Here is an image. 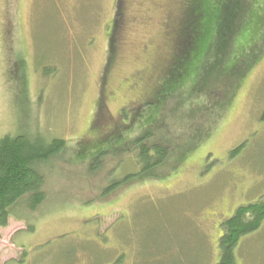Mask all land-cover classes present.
I'll return each instance as SVG.
<instances>
[{
    "label": "rangeland",
    "instance_id": "rangeland-1",
    "mask_svg": "<svg viewBox=\"0 0 264 264\" xmlns=\"http://www.w3.org/2000/svg\"><path fill=\"white\" fill-rule=\"evenodd\" d=\"M118 1L0 0V139L29 134L67 142L38 168L43 203L31 210L24 199L13 209L0 264H218L223 218L264 200V32L226 60L240 75L224 74L226 38L195 86L187 82L175 99L163 97L147 131L171 154L150 176L140 177L130 143L119 152L120 144L104 145L94 162L97 150L83 140L96 122ZM122 3L123 21L136 24L126 44L148 50L123 54V37L118 74L112 71L104 95L111 114L117 104L110 86L131 74L156 76L152 54L172 52L181 14L180 0ZM123 134L125 141L131 136ZM235 255L237 264H264V223Z\"/></svg>",
    "mask_w": 264,
    "mask_h": 264
},
{
    "label": "trees",
    "instance_id": "trees-1",
    "mask_svg": "<svg viewBox=\"0 0 264 264\" xmlns=\"http://www.w3.org/2000/svg\"><path fill=\"white\" fill-rule=\"evenodd\" d=\"M124 1L126 0L118 1V9L112 23L113 27H111L109 55L103 76L106 85L103 82V85L100 86L96 122L91 126L89 136L83 142L89 149L97 150L95 155L97 158L94 162H98L100 157H104L105 153L101 151L104 145L120 144L115 150V152H119L120 148L130 143L133 147L132 150L136 153L137 164L142 167L140 177L147 178L149 172L152 173L166 163L171 154V148L161 141L153 143L155 134L152 131H147V126L141 127L142 129L137 134L138 138L133 139V135L138 129L135 126L140 125L142 121H156L155 118L159 116L157 111H162L160 106L165 102L163 97L166 100H173L177 97L178 92L183 90L187 82L197 83V79L202 76L206 68L213 65L208 63V59L219 60L217 52L222 49L217 47V44H221L226 38L228 39V57L222 61L224 74L226 76L235 73L240 75L241 73L236 72V64L229 62L227 65L226 60L235 57L236 51H241L242 45L245 46L252 40H256L258 35L264 32V6L253 5L259 0L249 1V6L247 0H180L179 31L174 36L173 43L170 44L169 50L172 52L169 55L164 52L161 56L154 50L152 58L161 59L159 66L162 72L155 73L156 76H154V72L148 75L153 82L149 86H140L138 89L140 93H135V96L144 98L143 101L132 116L124 112V119L111 114L107 104H103L108 100L104 97L109 87L108 79L111 78L112 71H116L118 74L116 63L119 55L118 50L121 51L124 47L123 54L129 50L127 46L123 44L122 47L120 44L124 37V30L128 26L126 18L123 21L124 13H126V8L123 9L124 3L122 2ZM247 6L250 7V10ZM245 17L247 18L243 21ZM122 26L126 29H123ZM234 27L236 30L230 36L227 31ZM120 30H123L122 34L118 33ZM119 36L121 37L119 38ZM150 48L151 43L149 51ZM145 50L148 48L143 47V51ZM140 52L142 53V50ZM145 53L146 51L143 54ZM146 55L149 57V54ZM124 59L133 58L126 57ZM157 63L154 71L158 67ZM245 71L242 72L243 76ZM135 75V78H139L141 73ZM123 79L125 78L121 77L120 81ZM115 87V85L110 86V88ZM234 96L235 94L229 97L228 105L233 102ZM147 111L148 117L143 118ZM151 117L153 118L149 119ZM124 132H126V136L131 135L127 141L123 138ZM123 140L124 142H122ZM66 146L67 142L63 139L55 138L48 141L41 135L22 134L16 137L7 135L0 139V245L2 230L9 226L12 211L16 206L27 199L29 208L36 210L45 200L43 193L45 177L38 168L41 164L62 154L67 148ZM241 148L240 146L235 149L232 155H236ZM137 176L138 174H133L127 179L133 180ZM263 223L264 204L255 203L238 208L234 217L223 225L225 234L220 238L218 244L220 255L218 264H237L235 252L239 242L246 235L258 231ZM1 258L0 250V263Z\"/></svg>",
    "mask_w": 264,
    "mask_h": 264
},
{
    "label": "flooded vegetation",
    "instance_id": "flooded-vegetation-1",
    "mask_svg": "<svg viewBox=\"0 0 264 264\" xmlns=\"http://www.w3.org/2000/svg\"><path fill=\"white\" fill-rule=\"evenodd\" d=\"M135 25L136 24L134 23V21L131 20L129 22V25L127 26L128 32H127V30H124V46H127L129 48L130 53L139 52L140 50H142V53H144L145 51H143V45H137V44H135L133 42H130L129 44H126V40L129 39L130 36H131L129 34V32L131 31L132 27L135 26ZM112 27H113V25H112ZM176 30H177L176 33H178L179 26L176 28ZM132 55H133L134 58H136V55L135 54H132ZM136 59H134V60L137 61V62H140V60H136ZM129 61L132 62L131 59ZM157 61H160V60L155 59V63H157ZM147 63H149V60L147 61ZM155 70L157 71L158 74L160 72H162L161 67L159 65H158V67ZM134 76H136V75H132L131 74L128 78H125V79L121 80L119 83H117V85H115L116 86L115 88H112L113 89L112 90V93L109 92L110 99H111L112 104H114V103L117 104L116 111H115V114L114 115H118L121 118H124L123 117L124 112L131 114V116H132V114H135L136 110L140 106L139 104L144 99V98H140L138 96H135V92H137V90L139 89L140 86H149L151 84V82H153V80L152 79H149V77H141V79H138V78H135ZM145 116L148 117V114L147 115L144 114L143 115V118H146ZM152 118L153 117H151L149 119H152ZM142 122H143V124H142L143 125L142 126L143 128L146 127V126H148V123L149 122L150 123H153L152 121H142ZM137 127H138V125L135 126V128H137ZM141 129L142 128H138L135 133L138 134ZM256 203L264 204V200L258 201ZM247 205H249V204H246V205H243V206H240V207H245ZM236 211L233 213V215L228 216V217H225L221 221V229L219 230V234H220L221 238L225 234V230L223 229V225L230 218L234 217Z\"/></svg>",
    "mask_w": 264,
    "mask_h": 264
}]
</instances>
